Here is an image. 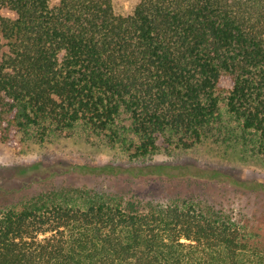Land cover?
<instances>
[{"label":"trees","instance_id":"16d2710c","mask_svg":"<svg viewBox=\"0 0 264 264\" xmlns=\"http://www.w3.org/2000/svg\"><path fill=\"white\" fill-rule=\"evenodd\" d=\"M13 136L105 141L134 163L233 142L264 159V0H135L127 14L113 0H0V146ZM191 170L128 172L203 177ZM170 195L6 192L0 264H264V229Z\"/></svg>","mask_w":264,"mask_h":264},{"label":"rangeland","instance_id":"374dc122","mask_svg":"<svg viewBox=\"0 0 264 264\" xmlns=\"http://www.w3.org/2000/svg\"><path fill=\"white\" fill-rule=\"evenodd\" d=\"M113 2L125 14L135 5V0ZM223 87L228 89L230 84L224 83ZM153 164L185 165L203 177L136 178L128 172ZM108 165L122 173L91 174L78 168ZM70 185L113 193L133 191L142 200L158 199L163 193L171 197L170 193L176 189L183 194L194 192L206 196L209 201L201 199L206 204L230 210L246 225L264 229V159L242 143H208L191 151L162 150L140 163L130 162L120 145L94 143L84 138L63 137L50 143L25 144L13 136L10 142L1 144L0 196L9 191L36 192Z\"/></svg>","mask_w":264,"mask_h":264}]
</instances>
